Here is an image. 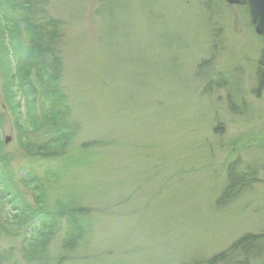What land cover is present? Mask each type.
<instances>
[{
    "label": "rangeland",
    "instance_id": "1",
    "mask_svg": "<svg viewBox=\"0 0 264 264\" xmlns=\"http://www.w3.org/2000/svg\"><path fill=\"white\" fill-rule=\"evenodd\" d=\"M46 9L63 24V110L27 93L14 57L26 35L0 19V264H209L245 233L264 241V40L247 7L46 0ZM235 160L256 181L218 205ZM36 210L42 222L26 219ZM73 218L83 232L67 251ZM249 249L247 264H264V249Z\"/></svg>",
    "mask_w": 264,
    "mask_h": 264
},
{
    "label": "trees",
    "instance_id": "2",
    "mask_svg": "<svg viewBox=\"0 0 264 264\" xmlns=\"http://www.w3.org/2000/svg\"><path fill=\"white\" fill-rule=\"evenodd\" d=\"M8 17L9 23L15 24L14 29L22 30L26 35V41L23 42L24 46L22 45V50L20 49L19 51L21 55L14 57L16 58V63H22L21 65L25 66V72L23 76H20L21 82L24 81L25 76L30 77V81L25 82L28 89L27 93L37 97L38 101L44 104V107L49 105L51 108L56 107L59 110H63L66 104L65 95L60 85L62 70L60 44L64 36L62 22L48 14L46 0H0V19L5 21ZM15 46L14 50L20 48L16 44ZM257 76L261 86L264 82V70L258 71ZM228 100L231 106L230 97ZM49 112L50 110L47 113ZM61 116L62 113L59 111L56 121L60 120ZM58 130L61 132L58 140L66 143V139L70 137L68 130L66 129V132H64L63 129L62 131L59 124ZM237 165L238 160L227 164L226 178L217 202L218 205H224L233 200L239 192L251 187L256 181L253 167L247 165L245 169L240 170ZM8 189L9 195L19 199L15 193H12L13 191L10 187ZM71 211H66L68 217ZM36 212L38 213L37 215L34 214L33 218L26 219L31 222L35 220H41L40 222H42V216L45 212L38 210ZM60 213L63 214L62 212ZM78 213L80 214V211L75 209V214ZM38 215L40 216L38 217ZM70 219L72 221V217ZM73 222L75 224L73 228L71 227L72 231L67 234L62 244V247L67 251L73 248L72 246L83 232L82 226L77 224V220L73 218ZM39 245H41V242ZM43 245L44 242L42 243V249L40 246L34 245L33 249L37 247L38 250L33 251V256H39L40 252L43 251ZM254 245L258 246L260 251L261 248L264 249L263 235L245 233L227 249L211 256L207 262L209 264H219L221 262L224 264H247L249 259L254 257L250 252L249 246Z\"/></svg>",
    "mask_w": 264,
    "mask_h": 264
},
{
    "label": "water",
    "instance_id": "3",
    "mask_svg": "<svg viewBox=\"0 0 264 264\" xmlns=\"http://www.w3.org/2000/svg\"><path fill=\"white\" fill-rule=\"evenodd\" d=\"M225 2L246 6L255 33L262 36L264 40V0H225Z\"/></svg>",
    "mask_w": 264,
    "mask_h": 264
},
{
    "label": "flooded vegetation",
    "instance_id": "4",
    "mask_svg": "<svg viewBox=\"0 0 264 264\" xmlns=\"http://www.w3.org/2000/svg\"><path fill=\"white\" fill-rule=\"evenodd\" d=\"M258 85H259V82H258Z\"/></svg>",
    "mask_w": 264,
    "mask_h": 264
}]
</instances>
